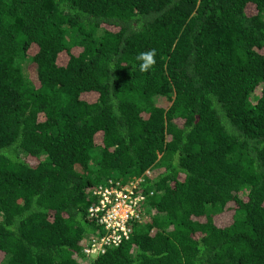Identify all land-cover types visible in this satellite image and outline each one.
Wrapping results in <instances>:
<instances>
[{"label":"trees","instance_id":"1","mask_svg":"<svg viewBox=\"0 0 264 264\" xmlns=\"http://www.w3.org/2000/svg\"><path fill=\"white\" fill-rule=\"evenodd\" d=\"M0 264H264V0H0Z\"/></svg>","mask_w":264,"mask_h":264},{"label":"built area","instance_id":"2","mask_svg":"<svg viewBox=\"0 0 264 264\" xmlns=\"http://www.w3.org/2000/svg\"><path fill=\"white\" fill-rule=\"evenodd\" d=\"M138 184L123 185L110 181L93 192L98 198L96 206L89 210L90 218L103 227V235L85 241L84 253L96 257L106 252V248L117 247L127 240L131 232L130 225L139 221V204L143 198L136 197Z\"/></svg>","mask_w":264,"mask_h":264},{"label":"clouds","instance_id":"3","mask_svg":"<svg viewBox=\"0 0 264 264\" xmlns=\"http://www.w3.org/2000/svg\"><path fill=\"white\" fill-rule=\"evenodd\" d=\"M155 57H156V50L155 49H152V50L147 51V52H141V53H139L137 55V57H136V60L137 61H140L139 70L141 72H148L150 69H152L154 67V65L156 64ZM139 179H142V181H140ZM118 182H121L123 185H128V186H130L133 183L138 184L137 190H136V197L143 198L141 200L140 204H139V210H140V213L145 214V211H144V209L142 207V204H143V202L146 199V198H144V196H146V195H144V192L142 191V188L144 187V184H145L144 177H140V178H137V179H132V180L126 182V183H123L122 181H118ZM152 195H153V192H150V196H152ZM93 196H94V194H93ZM94 197H96V196H94ZM96 199L98 201V198L97 197H96ZM96 204H97V202H96ZM96 223L98 224L97 221H96ZM95 237H98V235H95ZM85 247H86V245H85ZM83 255L85 257H87L88 259H90V260H95L97 258L95 255L87 256L84 252H83Z\"/></svg>","mask_w":264,"mask_h":264},{"label":"rangeland","instance_id":"4","mask_svg":"<svg viewBox=\"0 0 264 264\" xmlns=\"http://www.w3.org/2000/svg\"><path fill=\"white\" fill-rule=\"evenodd\" d=\"M94 166V165H93ZM92 166V167H93ZM159 170L156 168V169H150L149 171H147L146 173H145V177L146 178H150V179H155L156 178V176L159 174ZM140 181H142V179H139ZM142 219H140L139 221H141ZM144 220H146V219H144ZM138 221V222H139ZM143 221V220H142ZM86 245V244H85Z\"/></svg>","mask_w":264,"mask_h":264}]
</instances>
